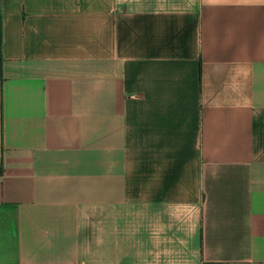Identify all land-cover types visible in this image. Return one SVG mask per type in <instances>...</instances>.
<instances>
[{"label":"crops","instance_id":"obj_1","mask_svg":"<svg viewBox=\"0 0 264 264\" xmlns=\"http://www.w3.org/2000/svg\"><path fill=\"white\" fill-rule=\"evenodd\" d=\"M0 264H264V0H0Z\"/></svg>","mask_w":264,"mask_h":264},{"label":"trees","instance_id":"obj_2","mask_svg":"<svg viewBox=\"0 0 264 264\" xmlns=\"http://www.w3.org/2000/svg\"><path fill=\"white\" fill-rule=\"evenodd\" d=\"M0 171H1V169H0Z\"/></svg>","mask_w":264,"mask_h":264}]
</instances>
